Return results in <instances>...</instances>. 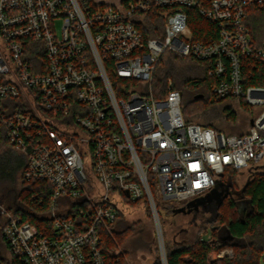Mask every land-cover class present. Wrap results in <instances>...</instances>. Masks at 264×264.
Listing matches in <instances>:
<instances>
[{
	"label": "built area",
	"instance_id": "2783aa9c",
	"mask_svg": "<svg viewBox=\"0 0 264 264\" xmlns=\"http://www.w3.org/2000/svg\"><path fill=\"white\" fill-rule=\"evenodd\" d=\"M253 8H264V0H0V146L22 155L23 182L51 188L39 227L0 208L11 258L127 264L116 248L108 251L106 238L120 207L141 202L166 264L152 189L179 209L209 194L225 172L264 162V84L246 85L253 76L264 81V39L246 24ZM151 9L165 10L162 39L138 29ZM184 9L215 34L193 40ZM165 52L202 62L217 99L240 98L254 109L247 132L186 122L182 95L171 87L154 97L151 82ZM81 148L91 156L92 179ZM225 256L231 250L216 254Z\"/></svg>",
	"mask_w": 264,
	"mask_h": 264
},
{
	"label": "trees",
	"instance_id": "16d2710c",
	"mask_svg": "<svg viewBox=\"0 0 264 264\" xmlns=\"http://www.w3.org/2000/svg\"><path fill=\"white\" fill-rule=\"evenodd\" d=\"M183 12L186 15L187 26L193 40L204 41L209 34H215L214 26L201 18L195 10L184 9ZM164 14V9H151L143 15V21L138 25V29L145 38H163L166 22ZM246 24L250 27L254 39L257 41L264 39V8H253L247 17ZM254 73L252 71L253 75ZM115 83L126 84L128 87L134 84L131 81L120 80H116ZM211 83L212 79L208 76L202 62L165 52L155 68L151 93L158 98L166 93L168 87H171L182 95L181 112L186 122H195L227 135L244 134L226 133L215 126L211 119L204 117V113L213 104L228 102L225 103L227 105L220 108V112L226 122L235 126L239 115L248 110L247 105L240 98L217 99L211 92ZM258 84H264V81L259 83L254 80V76L247 79V86ZM236 108L238 110H235ZM245 116L250 121V115L246 113ZM0 132L3 135V131ZM23 166L22 155L5 146H0V185L8 182L11 186L16 187L17 181L20 182V187L16 190L12 201V212L19 215L24 221L39 227L40 222L45 220L38 218V215L48 207L51 188L44 182H23L21 180ZM260 167H262L261 164L246 170L248 178L240 188L235 184V181L238 174L244 171L224 173L220 183H224L238 192L228 199H224L221 205L206 208L211 210V217L200 225L193 242L190 244L179 243L173 247H166L164 244L166 264H258L261 254L264 253V171L258 170ZM34 193L39 194L36 200L31 199V195ZM152 193L158 213L163 212V216L159 213L162 227V224L166 223L164 216L176 214L179 206L171 201L159 200L154 189H152ZM145 208L150 213L147 205ZM205 210L202 211L205 212ZM123 217L121 215L114 223L120 228L119 231H114L115 239L118 241H123L130 233L139 228V223L127 225ZM207 230L210 231V238L204 241L201 235ZM106 244L108 251L113 254L114 247L107 238ZM226 249L232 251L231 258L225 256L221 259H210V254ZM9 264L21 263L10 257ZM151 264H161L159 255Z\"/></svg>",
	"mask_w": 264,
	"mask_h": 264
},
{
	"label": "rangeland",
	"instance_id": "374dc122",
	"mask_svg": "<svg viewBox=\"0 0 264 264\" xmlns=\"http://www.w3.org/2000/svg\"><path fill=\"white\" fill-rule=\"evenodd\" d=\"M113 1V0H110ZM57 33H59L60 22H55ZM225 103H215L213 104L205 113L204 117L211 119L215 126L220 128V130L230 133V134H241L247 132L249 128L248 119H246L245 114L248 113L252 116L254 109L248 108L247 112L239 115L238 122L233 126L232 123L226 122L220 112V108ZM235 110H238L237 108ZM183 116V115H182ZM184 118V117H183ZM248 118V117H247ZM251 118V117H249ZM195 123V122H191ZM197 124V123H196ZM14 152V151H13ZM81 155L83 157L84 168L86 175L89 178H93L92 174V160L87 149H80ZM19 154V153H18ZM21 155V154H20ZM264 163V162H262ZM258 170L264 171V164ZM248 171H244L238 174L235 184L238 188L242 187L247 181ZM20 187V182L17 181L16 187L10 185V183L5 182L0 185V208L5 209L8 212H12V201L14 199V194L16 190ZM120 211L123 214V218L126 224L139 223V228L130 233L123 241H118L115 236L114 231H119V225L114 224L111 227L112 237H110L111 244L116 250L121 253L122 259L127 264H151L155 260L156 256L159 255V249L157 245V233L153 224V219L151 213L148 209L143 206L141 202L131 203L125 207H120ZM163 216V212H159ZM211 217V210L206 209L205 212L200 210L197 213L184 214L176 213L174 215H166V223L162 224L161 234L162 240L166 247H173L179 243L190 244L196 238L198 234V228L202 223ZM4 216L0 214V230L4 223ZM114 233H113V232ZM202 240L206 241L210 238V231L207 230L201 235ZM164 246V247H165ZM158 249V250H157ZM230 250V249H226ZM216 254H210V259L215 260ZM232 255V251H231ZM227 257V256H226ZM232 257V256H231ZM228 257V258H231ZM10 255L6 249L0 236V263L9 264ZM258 264H264V253L261 254Z\"/></svg>",
	"mask_w": 264,
	"mask_h": 264
},
{
	"label": "water",
	"instance_id": "95a60500",
	"mask_svg": "<svg viewBox=\"0 0 264 264\" xmlns=\"http://www.w3.org/2000/svg\"><path fill=\"white\" fill-rule=\"evenodd\" d=\"M251 124H252V122H251ZM219 176L221 177L222 174ZM228 194H229L228 188H225L224 191H222V192H218L215 189H213L209 194H207L204 197V201H206V202L215 201L216 206H219L222 204L223 198L226 197ZM202 203L203 202L197 201V200L190 201L184 207L177 209V213L189 214L192 209L194 211H196L198 206H200Z\"/></svg>",
	"mask_w": 264,
	"mask_h": 264
},
{
	"label": "flooded vegetation",
	"instance_id": "af4514ba",
	"mask_svg": "<svg viewBox=\"0 0 264 264\" xmlns=\"http://www.w3.org/2000/svg\"><path fill=\"white\" fill-rule=\"evenodd\" d=\"M225 188H228L229 189V194L226 197H224L223 200L224 199H228L231 195H234V194H236L238 192V190L234 191L232 188H229L227 185L225 186V185H221V184H218L214 189L216 191H218V192H222V191H224ZM197 201H201L203 203L200 206H198V208H197L196 211H194L192 209L189 214H191V213H197L200 210H205L206 208H209V207H211L213 205H216L215 201L206 202V201H204V198L197 199Z\"/></svg>",
	"mask_w": 264,
	"mask_h": 264
}]
</instances>
